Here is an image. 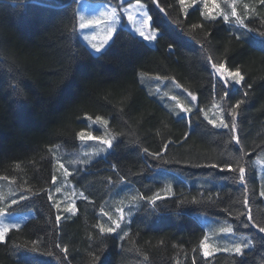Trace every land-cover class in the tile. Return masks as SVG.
Masks as SVG:
<instances>
[{
  "label": "trees",
  "instance_id": "obj_1",
  "mask_svg": "<svg viewBox=\"0 0 264 264\" xmlns=\"http://www.w3.org/2000/svg\"><path fill=\"white\" fill-rule=\"evenodd\" d=\"M138 1L150 28L163 32L155 46L121 27L93 54L78 36L77 0H0V180L19 199L8 210L34 212L0 242V264H93L97 255L95 264H264V203L253 165L264 152V7L242 28L203 16L198 6L184 13L179 0ZM211 63L244 76L227 98L214 87ZM153 77L174 79L197 97V109L179 114L156 93ZM214 101L227 129L200 112ZM96 116L108 120L113 148L73 169L70 181L86 198L57 222L47 193L53 149L78 148L85 119ZM124 186L142 198L127 235L101 233L99 211ZM166 187L170 195L149 202ZM199 213L229 221L253 246L205 258Z\"/></svg>",
  "mask_w": 264,
  "mask_h": 264
},
{
  "label": "rangeland",
  "instance_id": "obj_2",
  "mask_svg": "<svg viewBox=\"0 0 264 264\" xmlns=\"http://www.w3.org/2000/svg\"><path fill=\"white\" fill-rule=\"evenodd\" d=\"M127 1L130 0H77L76 12L78 20V36L85 42V45L93 54L99 53H96L92 49L91 45L95 44L99 47L101 44H104L107 38L108 28L112 25V21L108 19V16L113 8L116 9V16L118 17L115 21L116 29L118 30L119 28L124 27L130 30L138 38L142 39L139 37L138 33L135 32V27L139 26L138 24H135L134 27V22L139 19V12L135 6L137 4H143L145 6L144 10L148 12L147 6L138 0L129 3H127ZM189 4H191V7H188ZM217 4L219 5L222 14L216 16V18L220 17L223 19L224 15H228V23L234 25H237V23L235 22V18L231 16L233 7H235L238 16L241 19H244V23L247 19L254 15L257 5L264 7V4H261L259 0H217ZM181 6L184 13L189 8L198 6L203 12V16L205 15L206 17H210L208 15V11L204 8V0H195V3H192V0H186V4ZM211 7V4H209V8ZM129 14L134 17V20L131 22L127 18ZM213 15H215V10H213ZM89 20H98L100 23L94 24L93 26L85 29H80L79 25L81 23L87 24ZM150 30L159 32L155 28H150ZM85 37H87V39H85ZM110 42L105 45L101 52L105 50ZM145 42L150 46H155L156 43V41L151 43L148 41ZM213 71L216 76L214 69ZM150 81V83L154 86L156 93L163 97L164 100L168 101L179 114H190L188 112H182L180 106L183 108H191L192 111L197 109V99L193 101L189 95L191 92L180 86L178 87V84L174 79L166 80L153 77ZM200 112L203 118L208 121H214L216 125H220L221 119H223L222 108L217 101H214L206 108H202ZM102 119L107 120L104 117H102ZM85 122L87 125V130L85 132H91L95 136L114 140L115 142V136L111 133L108 123L102 124L97 122L95 118L90 117H87ZM78 140V148L74 150H65L59 146L53 149V176H55L56 179L55 182H53L52 179L51 186L47 190V193L48 196L51 197L50 201L52 202L57 215L61 218L74 215L76 213V202L79 199L86 198L84 193L70 181V175L73 169L83 167L85 164L88 165L98 158L105 157L111 150L107 149V146L101 144L99 141H81L79 138ZM253 165L257 171L260 196L264 203V196L261 195V193L264 192V152L257 155V157L253 160ZM66 171L70 174L65 175ZM3 181H6L8 184V180H0V209H3L6 214L0 217V230H3L5 227L9 230L17 229L29 219L33 218L34 212L28 211L18 213L8 210L9 206H13L11 201L14 200V196L10 195L7 192L8 190L3 187V185H7L3 184ZM57 189H59V191H57ZM170 193V187H166L161 192L156 193L155 196L159 195L160 197H165L170 195ZM15 200L18 201L19 199L16 198ZM141 200V196H139V194L130 186H124L117 189L99 211V215L101 217L99 228L101 225L105 228L115 227V232L111 234L118 236L125 235V233L128 232L131 216ZM69 205H73L75 207V213L64 211V209L69 207ZM196 218L205 231L203 240L207 237L205 242L210 246L209 250L214 254H235L232 249L236 244H240L241 246L248 244V247L243 249V252L253 246L250 236L235 233L229 221L210 217L202 213L197 214ZM117 224L119 227H116ZM13 225H19V227H13ZM229 228L232 229L231 233L226 231ZM217 249H221V251H217ZM223 249H228V251H223Z\"/></svg>",
  "mask_w": 264,
  "mask_h": 264
},
{
  "label": "snow or ice",
  "instance_id": "obj_3",
  "mask_svg": "<svg viewBox=\"0 0 264 264\" xmlns=\"http://www.w3.org/2000/svg\"><path fill=\"white\" fill-rule=\"evenodd\" d=\"M181 5H185L186 4V0H179ZM259 2L261 4H264V0H259ZM192 3H195V0H192ZM209 4H211V8H209ZM139 12V19L136 20L134 22V27L135 24H138V27H135V32L138 33L139 37H141L144 41H148V42H155L156 40H158L160 38V36L163 35V32H157L155 30H150V21L152 20V17L148 14L147 11H145V6L143 4H137L135 6ZM188 7H191V4L188 5ZM247 7V6H245ZM204 8L208 11V15L214 20L216 19V16L221 15V11L219 8V5L217 4V0H204ZM213 10H215V15H213ZM161 12L164 11L163 8L160 9ZM231 16L235 18V22L237 23V25H239L240 27H245V23H244V19H241L237 12L235 7H233L232 12H231ZM128 20L131 22L134 20V17L129 14L128 15ZM108 19L112 21V25L108 28L107 31V38L104 42V44H101L99 47L96 46L95 44H92L91 47L92 49L96 52V53H100L101 50L105 47L106 44H108L112 39H113V35L114 33H117V29L115 27V21L118 19V17L116 16V9L113 8L111 10V13L108 16ZM223 19L225 22L229 21V16L228 15H224ZM100 21L98 20H89L87 24L85 23H81L79 25L80 29H85L88 27L93 26L94 24H99ZM262 40L261 42H264V32H261L258 34ZM253 40H255L256 36L255 34L253 35ZM85 39H87V37H85ZM171 51V47L169 49ZM211 67L215 70L216 72V77H217V84L214 85V87L219 86L223 89L224 92V97L227 98L229 96V90L232 88L233 85H241L242 81L244 80V76L242 75L241 71L239 69H237L236 71H229L226 67L224 63H220V64H216V63H211ZM179 87V85H178ZM249 88H251V85H249ZM189 95L191 96V99L193 101H195L197 99V97L195 95H193L192 93H189ZM245 96H247V93H245ZM244 103V100L238 101L233 107L234 109H239L241 104ZM181 107V111L182 112H188L190 113L192 111L191 108H183ZM232 115V120H233V126L231 128V131L233 133L236 132V126H235V120H236V113L233 111L232 113H230ZM95 120L97 122H100L102 124H107L108 121L107 120H103L101 116H96ZM210 124H213L214 127H220L223 126L225 129H227L229 127V125L227 123L224 122L223 119H221L220 125H216L214 121L209 120ZM78 138L81 141L87 140V141H99L101 144L106 145L107 149H112L113 148V144H114V140H109V139H104L100 136H95L93 135L91 132H85V131H81L80 133H78ZM233 140H236L237 143H239V140L237 139V137L235 135L232 136ZM167 147V146H165ZM145 152H147V149H144ZM150 155H153L154 158L159 157L161 155V153H149ZM63 166V165H62ZM210 167L212 168H217L218 166L216 164H212L210 165ZM227 170L232 172V171H236V169L232 168L231 165H227ZM221 171L224 170V168L220 169ZM239 171V179H240V183H244L245 181V167L240 166L238 168ZM70 173H68L67 171L65 172V175H69ZM56 177L53 176V182H55ZM57 191H59V189H57ZM262 196H264V192L261 193ZM21 199H26V197H21ZM49 199L51 200V197H49ZM162 199V197H160L159 195L154 196L150 199V203H155V201ZM18 201L16 200H12L11 204L15 205L17 204ZM245 204L247 205V200H245ZM64 211L66 212H72L75 213V207L73 205H69V207H67L66 209H64ZM6 215L3 209H0V217ZM252 217L249 216V221H251ZM56 220L57 222H59L61 220V217L59 215L56 216ZM253 227H257V225L253 224ZM13 227H19V225H13ZM116 227H119V225L117 224ZM116 228L115 227H109V228H105L101 225L100 227V232L101 233H113L115 232ZM260 233H264V227H259L258 228ZM9 229L7 227H5L3 230H0V242H3L5 240L6 234L8 233ZM227 232L231 233L232 229H227ZM125 235H127V233H125ZM207 239V237H205V240ZM205 240H202L200 242V248L202 251V255L205 258L210 257L211 255H213L214 253L211 252L210 246L205 242ZM57 247H59V245H57ZM248 244H244L243 246H241L240 244H236L234 246V248L232 249V251L235 253L236 256H240L243 253V249L247 248ZM63 252L67 253V249H61ZM217 251H221V249H217ZM223 251H228V249H223ZM101 257L99 255L94 257V261L93 264H95V262L100 261Z\"/></svg>",
  "mask_w": 264,
  "mask_h": 264
},
{
  "label": "crops",
  "instance_id": "obj_4",
  "mask_svg": "<svg viewBox=\"0 0 264 264\" xmlns=\"http://www.w3.org/2000/svg\"><path fill=\"white\" fill-rule=\"evenodd\" d=\"M82 40V39H81ZM82 42L85 44V42L82 40Z\"/></svg>",
  "mask_w": 264,
  "mask_h": 264
}]
</instances>
